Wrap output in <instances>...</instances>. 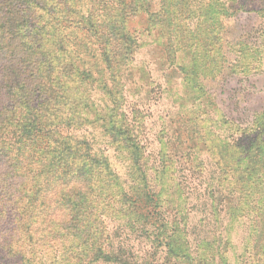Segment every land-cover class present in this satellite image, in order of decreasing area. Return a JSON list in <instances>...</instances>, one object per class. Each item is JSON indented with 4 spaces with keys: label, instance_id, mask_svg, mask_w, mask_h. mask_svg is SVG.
<instances>
[{
    "label": "trees",
    "instance_id": "trees-1",
    "mask_svg": "<svg viewBox=\"0 0 264 264\" xmlns=\"http://www.w3.org/2000/svg\"><path fill=\"white\" fill-rule=\"evenodd\" d=\"M219 2L223 4L215 16L225 18L235 13L231 2L241 4L159 0L158 9L150 11L148 0H87L83 10L84 0H0V264H212L215 254L226 263L229 243L216 229L220 223L214 219L212 181L218 175L220 185H236L242 201L227 209L233 221L244 216L250 210L244 200L251 189L257 186L259 198L264 192V146L255 158L257 177L243 176L240 168L232 170L233 159L222 140L201 126L195 112L189 113L177 141H192L208 154L199 170L188 163L175 168L173 185L186 198L181 218L175 209L176 190L164 192L166 179L152 182L166 173L171 151L162 150L156 130L148 133L144 122L135 123V115L123 109L122 77L139 48L127 28L131 16L148 12L149 19L171 31L191 6ZM252 4L247 0L244 10L264 16V8ZM110 15L115 17L109 20ZM104 20L108 24L97 23ZM196 20L207 30L210 20L204 14ZM70 27L84 30L97 44L103 62L97 74L77 64L65 33ZM178 33L184 37L182 30ZM201 54H192L190 62L203 65ZM93 87L107 97L105 108L98 110L90 100ZM159 104L147 98L134 104L131 114L146 116L151 127ZM67 105L65 113L62 107ZM90 123L100 125L128 161V179L120 178L106 156L95 154L88 140L67 132ZM196 131L202 133L193 137ZM143 137L152 147L148 153ZM177 155L187 157L184 152ZM247 166L243 171L253 167L250 162ZM261 231L248 248L250 264H264ZM201 246L209 250L194 257Z\"/></svg>",
    "mask_w": 264,
    "mask_h": 264
},
{
    "label": "rangeland",
    "instance_id": "rangeland-1",
    "mask_svg": "<svg viewBox=\"0 0 264 264\" xmlns=\"http://www.w3.org/2000/svg\"><path fill=\"white\" fill-rule=\"evenodd\" d=\"M246 1L240 0V5L230 3L232 11L235 12L230 18H225L224 14L215 16L214 10L220 8L222 2L205 5L200 9L191 6V9L186 10L185 18H176V24L171 31L166 30L159 21L149 19L150 13L144 11L134 14L127 22V28L136 37L139 48L134 59L122 70L125 96L123 109L130 116L135 115V123H138L137 119L139 124L144 122L148 133L156 130L161 138L159 144L162 150L166 153L171 151L166 173H161L158 179L154 176L152 182L158 184L161 179H166L161 184L164 192L176 190L175 209L178 211L177 216L182 215L181 218L185 217L186 198L181 194L177 183L173 185L177 180L175 168L179 164L188 163L190 167L199 170L200 162H204L208 154L206 150L194 146L192 141L188 145L177 141L181 122L189 113L195 112L201 126H206L212 136H218L222 140L225 149L232 156L231 166L234 172L240 168L237 171L243 176L245 174L249 178L257 177L255 158L257 151L264 146L261 142L264 138V128H261L264 124V16L261 12L244 10ZM84 3L83 10L88 6L87 0ZM252 6L264 8V0H253ZM158 7L159 0H148L150 11H156ZM200 14L210 20L207 30L202 29L196 20ZM113 17L115 16L110 15L108 18L112 20ZM97 23L106 25L108 21ZM179 30L183 31L184 37L178 33ZM65 33L71 47L76 51L75 57L80 67L89 69L94 75L97 70L103 69L100 50L93 38L80 28H66ZM195 35L200 38L196 39ZM199 52L205 58V63L201 66L190 62L191 55ZM218 66L221 68L220 72ZM68 84L75 87L72 83ZM89 93L90 100L98 106V110L106 107L107 97L100 91L93 87L89 89ZM152 97L160 104L157 106L156 122L149 127L144 120L147 117L138 113L131 114L133 110L130 108ZM68 108L69 105L62 107V110L67 113ZM213 108L217 109V114H214ZM67 132L76 139L88 140L95 154L106 156L120 178L128 179V161L119 154L116 144L105 135L100 125L85 124L81 128L72 127ZM201 133L196 131L191 135L196 137ZM138 135L140 138L142 133L139 132ZM182 136L186 137L185 133ZM142 142L145 153L150 152L152 147L149 142L144 137ZM183 152L187 157L183 155L181 158L177 155ZM148 160L149 163L152 161L150 157ZM249 162L253 167L243 171ZM218 177L217 175L212 181L213 189L211 188L216 214L214 219L219 221L216 229L224 234L229 246L225 254L226 263L221 254H215L211 263L219 264L221 261L222 264H250L246 259L248 248L253 243V238L255 243L264 228V192L259 198L257 186L252 188L250 196L244 200L250 210L233 221L227 208L232 210L233 206H239L243 194L234 189L237 188L235 184L225 185L223 182L220 185ZM156 188L159 189L158 186ZM233 190L236 191L231 194ZM217 244L218 242H214L213 245L216 247ZM203 247L205 246L197 248L194 257L202 249L203 252L209 250ZM1 252L4 256V252ZM40 259L47 260L44 255Z\"/></svg>",
    "mask_w": 264,
    "mask_h": 264
}]
</instances>
